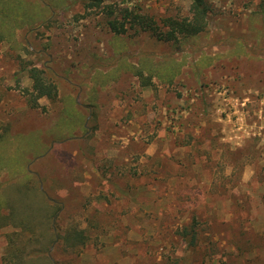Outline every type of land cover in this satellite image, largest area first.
<instances>
[{
    "label": "rangeland",
    "instance_id": "374dc122",
    "mask_svg": "<svg viewBox=\"0 0 264 264\" xmlns=\"http://www.w3.org/2000/svg\"><path fill=\"white\" fill-rule=\"evenodd\" d=\"M38 1L43 20L0 27V264L23 222L26 264H264V0H205L177 43L131 17L192 0H104L118 35L101 6ZM72 229L83 244L57 240Z\"/></svg>",
    "mask_w": 264,
    "mask_h": 264
},
{
    "label": "trees",
    "instance_id": "16d2710c",
    "mask_svg": "<svg viewBox=\"0 0 264 264\" xmlns=\"http://www.w3.org/2000/svg\"><path fill=\"white\" fill-rule=\"evenodd\" d=\"M81 1L86 8L88 7H97L102 9V12L105 11V25L107 28L112 31L114 34H122L127 30L126 22H119L117 17H111L114 11L113 4H102L104 0H79ZM40 1L35 0L26 1V0H0V27H3L6 30H11L14 25H16L18 19H26L27 24H32L34 21L43 20L45 18V6H41ZM102 4V5H101ZM209 6L205 0H192L190 5V15L185 16L183 18H174V17H165L161 19V23H157L156 20L152 17H144L139 14L124 9L126 13L124 18L130 14H133L131 17L130 27L134 24L139 26V29L142 31L149 30L151 31V35L155 37L158 41H171L173 43L179 42L182 38H189L197 36L201 33L207 25V13ZM240 52H243V48H239ZM203 58V57H202ZM201 58V61H203ZM205 61V60H204ZM202 64V63H201ZM207 63L203 62L202 65H206ZM200 65V64H199ZM30 76L34 79L33 88L37 90V96H46L49 99H54L56 97V87L51 82L45 79L43 75V71L37 67H31L29 70ZM2 134H0V139ZM28 204H32V200L36 195L32 190L28 191ZM0 217L5 218L3 214ZM3 224H0V228ZM36 231L35 226H32L28 223H22L19 226V231H15L12 233V236L9 238L6 246L7 253V261L5 264H26V256L30 254V247H35L32 245L31 238ZM188 233V234H187ZM185 237L189 236L188 244L195 245L196 237L195 232L185 231ZM46 236V235H42ZM57 240L59 238L62 239V244H68L70 246L75 245L76 243H84V237L82 231L72 229L70 231H66L65 235H58ZM46 239H39L36 242L43 244ZM55 241V238L52 239L51 243ZM58 242V241H57ZM60 244V241H59ZM46 246H41L40 251L36 254L44 252L46 254L48 248ZM33 249V248H32Z\"/></svg>",
    "mask_w": 264,
    "mask_h": 264
}]
</instances>
